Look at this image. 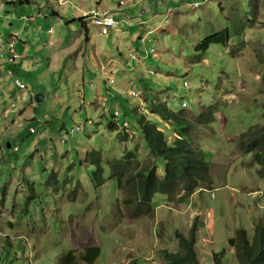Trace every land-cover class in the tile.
Returning <instances> with one entry per match:
<instances>
[{
	"label": "rangeland",
	"instance_id": "obj_1",
	"mask_svg": "<svg viewBox=\"0 0 264 264\" xmlns=\"http://www.w3.org/2000/svg\"><path fill=\"white\" fill-rule=\"evenodd\" d=\"M94 1L89 8L99 10L119 0ZM123 1L121 13L132 3ZM153 1L130 5L129 13L150 9ZM77 2H3L5 12H0V264H61L70 252L72 264H87L81 256L89 247L100 248L92 264H171L168 253L184 252L177 235L187 240L192 232L199 264H241L231 240L238 242L242 230L264 252V241L255 237L264 226V176L255 154H243L238 143L252 126L264 125V0H165L155 6L164 14L154 20L165 30L146 37L150 55L144 58L133 48L128 53L117 44L126 59L129 54L125 65L133 74L125 70L129 78L122 79L118 73L112 86L88 59L76 61L71 45L59 50L57 64L52 62L47 39L62 35L64 28L50 5L72 13ZM14 29L18 56L8 63L5 42ZM222 30L232 45L213 43L205 53L197 52L203 39ZM143 35L136 33L134 42ZM112 43L108 38L109 48ZM110 49L120 57L114 44ZM9 69L26 90L7 89ZM38 93L43 101L35 99ZM159 103L175 113L187 109L184 118L190 121L208 109L215 113L206 130L190 133L210 164V183L182 200L157 194L151 213L137 214L126 202L128 191L110 178L106 161L133 150L134 163L145 166L149 152L140 121L163 129L168 141L177 137L154 118L153 105ZM115 109L120 116L114 117ZM92 150L101 151L104 160L99 187L87 157ZM163 167L160 161L159 173Z\"/></svg>",
	"mask_w": 264,
	"mask_h": 264
},
{
	"label": "trees",
	"instance_id": "obj_2",
	"mask_svg": "<svg viewBox=\"0 0 264 264\" xmlns=\"http://www.w3.org/2000/svg\"><path fill=\"white\" fill-rule=\"evenodd\" d=\"M223 32L203 39L196 47L197 52L205 53L213 43L228 44L230 36ZM85 38L86 35L84 34ZM153 113L161 119L168 121L177 129L179 138L168 141V137L163 131L151 123L149 120L139 122V130L146 142L149 156L145 161V166L140 162L134 163L133 157L136 152L133 150L124 152L122 157H114L106 164L110 166L111 176L116 180L117 187L125 188L128 193L127 204L136 206L137 214H150L153 208V198L157 194L166 195L168 198H190V195L197 189L205 188L202 184L208 185L209 182V163L204 158L201 150L194 146L190 133L196 129L206 130L208 124L214 121L215 113L208 109L202 112L200 117L194 121L184 118L186 110L175 113L164 103L154 104ZM121 115V114H120ZM119 115V116H120ZM115 117V116H114ZM239 148L243 154L254 153L255 162L260 167V177L264 176V125H255L249 132L242 133L238 137ZM87 157L95 167L92 181L96 182V187L104 183L101 162V151L92 150L87 152ZM138 160V159H137ZM164 163L162 173L158 172V163ZM99 178V179H98ZM102 181H99V180ZM203 187V188H202ZM184 252L168 253V260L171 264H199L194 250L195 234L192 232L189 238L184 239L182 235H177ZM256 239L263 243L264 226H259ZM232 239L231 243L236 246L241 259V264H264V252L262 247L256 242L250 243L246 237V231L240 232V239ZM99 247H89L81 260L87 264H92L99 256ZM216 260V257L214 256ZM73 254L70 252L61 264H72Z\"/></svg>",
	"mask_w": 264,
	"mask_h": 264
},
{
	"label": "crops",
	"instance_id": "obj_3",
	"mask_svg": "<svg viewBox=\"0 0 264 264\" xmlns=\"http://www.w3.org/2000/svg\"><path fill=\"white\" fill-rule=\"evenodd\" d=\"M29 1H32V0H0V12H2V13L5 12L3 9L4 8L3 2L11 3L14 5L16 2L23 3V2H29ZM100 1L101 0H98L97 2L94 1V2L96 4H99ZM120 1H122V4L119 3ZM141 1H143V0H131L130 2H132V3L129 4V6L132 5L133 7H137L138 3H140ZM164 1L165 0L153 1L152 8H150V9H147L145 6H143L142 12L139 13L138 15H136L135 13H129V6L127 7V12L121 13L120 11H118V10L122 9V6H124L123 0H119L117 6H115V7L114 6H102L101 8H99V10L108 11L110 13V15L115 20H117L119 22V24L114 29H110L107 34H104L100 27L92 25L89 21H82L80 18L83 11H88V9L89 10L92 9V7L89 8L91 0H78V2L75 4L77 7L74 6L75 10L72 11V13H66V11H62L60 9H55L52 7V5H50L51 11H52L51 14L55 18H57V20H59V24L64 28L62 35L54 36L49 40L47 39V43L49 45V48L53 52V55L51 56L52 62L57 64L60 61L59 50L66 48L68 45H71L70 49H69V53L70 54L72 53V55H74L75 60L78 61L77 58L80 56L88 59L89 60L88 65H90L91 67L96 69V71L100 72L102 79H104V77H108L112 73H113V77L115 75H117L118 73H120V76L122 79L129 78V73L125 72V70H128V71L131 70L130 74H133V71H132L133 68L131 67V69H130L127 66V65H129V54H128V58L126 59L125 53H120V51H121L120 46L117 44H121V43L124 44L128 53H129V51H131V48H133V49H138L144 58L147 55H150L151 51L149 49L147 50V47H146V41H147L146 37L148 35H150L151 33H157V32H161V31L165 30V29H162L161 25H156L155 21H154L155 19H158V18L160 19V15L164 14V13H157L159 8L158 9L155 8V6H159V7L163 6L165 3ZM94 8H96V7H94ZM97 9H98V7H97ZM10 12L11 11L7 12V16L11 14ZM42 12H44V11L40 10L39 12H37V14H40ZM76 12H78V13H76ZM150 12H154V13H150ZM170 12L171 11L168 9L166 14H170ZM145 14H148L149 17L146 19L142 18V19L137 20V18H141ZM30 18H31V16L28 17V19H30ZM68 19H70V20H68ZM76 22H78V24H79L78 27H76V25H75ZM17 31H18V29H14L13 33H8V35L6 37V41L10 36H12L14 39V45H15L18 42V40H20V39L16 38ZM139 32L140 33L143 32L144 35L139 39V42L136 43V42H134L135 34L139 33ZM84 34L86 35V38H85ZM237 34H238V32H237ZM107 35H108V37H107ZM24 36L25 37L28 36V33H26V35L24 34ZM64 36H65V38H64ZM34 37H35V35H34ZM239 37H240V35H239ZM15 38H16V41H15ZM108 38L113 39V43L110 45V48L113 44L115 45V47L117 49V53H120L119 58H117L116 56H112V53H111L112 51L108 45ZM62 43H64L63 46H62ZM230 44H231V42L229 40L227 45H230ZM20 48H22V47H20ZM22 50H23V48H22ZM236 50L238 51V48ZM103 52H107V55L103 56L104 59H101V54ZM145 54H146V56H145ZM17 56H18V54H17ZM154 56H155V54H154ZM238 56H240V55H238ZM16 58H15V60H16ZM130 59H133V60L137 59L138 63L141 62L140 57L139 56L136 57V55H134V54H131ZM15 60H13L11 62L8 61V63H12ZM19 63H21V61H19ZM125 64H127V65H125ZM9 73H12L11 69H9ZM114 84H115V80L113 82V85ZM119 87H121L120 84H119ZM7 89L12 90V89H15V87L13 88V86L9 85L7 87ZM117 91H119V90H117ZM95 95H96V98L98 100L101 98L99 96L98 92ZM82 100L85 101L84 95L82 97ZM114 103L115 102H113V100H111V104H114ZM80 108L82 109V106ZM184 110H187V109H184ZM115 111L119 112L116 109H115ZM154 118L157 121H159L160 123L164 124V127H166L165 129H167L169 131L172 130L173 132L176 133L174 136L177 135V137H175L173 139L179 138L178 131H177V129H175L174 126L168 124L167 121H165L163 119H159L160 117L157 115H154ZM117 123H118V121H117ZM158 129H160L164 132L163 129H161L159 127H158Z\"/></svg>",
	"mask_w": 264,
	"mask_h": 264
},
{
	"label": "built area",
	"instance_id": "obj_4",
	"mask_svg": "<svg viewBox=\"0 0 264 264\" xmlns=\"http://www.w3.org/2000/svg\"><path fill=\"white\" fill-rule=\"evenodd\" d=\"M57 1L58 4L60 5H63L67 2L66 0H57ZM119 3L122 4V1H120ZM195 4L196 3H194L193 5ZM81 19L83 21H89L92 25L100 27L104 34H107L110 29H114L119 24V22L115 20L108 11L104 10L103 12H100L96 8L90 9L88 11H83L81 15ZM5 45H6V50L9 51V54L7 56L8 61L11 62L15 60V58L17 57L16 50L14 49V39L12 36H10L7 39ZM10 75L12 78V84L14 86H16L20 90L26 89L25 82L20 77L12 73H10ZM106 80L110 85H112L113 73L110 76L106 77ZM185 85H187V83H185ZM182 105L183 107L188 106L187 101H183ZM30 131H33V128H30Z\"/></svg>",
	"mask_w": 264,
	"mask_h": 264
},
{
	"label": "bare ground",
	"instance_id": "obj_5",
	"mask_svg": "<svg viewBox=\"0 0 264 264\" xmlns=\"http://www.w3.org/2000/svg\"><path fill=\"white\" fill-rule=\"evenodd\" d=\"M27 88V87H26ZM26 90V89H25ZM135 94V97H137V94L136 93H134ZM183 101H185V100H183ZM183 101H182V103H183ZM166 104H167V102H165ZM188 103V102H187ZM183 106V105H182ZM184 108H188V106H186V107H184ZM120 115V113L119 112H117V111H115L114 112V116L115 117H118ZM124 124V123H123ZM78 125H80V123H78ZM79 126H77V128H78ZM33 132H34V129H33ZM196 257H197V255H196ZM198 259V258H197ZM199 262V261H198Z\"/></svg>",
	"mask_w": 264,
	"mask_h": 264
},
{
	"label": "water",
	"instance_id": "obj_6",
	"mask_svg": "<svg viewBox=\"0 0 264 264\" xmlns=\"http://www.w3.org/2000/svg\"><path fill=\"white\" fill-rule=\"evenodd\" d=\"M35 99H36L37 101H41V100L43 101V95H41V94L38 93V94L35 95ZM8 145H9V144H8Z\"/></svg>",
	"mask_w": 264,
	"mask_h": 264
},
{
	"label": "clouds",
	"instance_id": "obj_7",
	"mask_svg": "<svg viewBox=\"0 0 264 264\" xmlns=\"http://www.w3.org/2000/svg\"><path fill=\"white\" fill-rule=\"evenodd\" d=\"M81 18V17H80ZM82 20V19H81ZM83 21V20H82ZM111 75V74H110ZM109 75V76H110ZM104 80H106V77H104ZM11 81V80H10ZM107 81V80H106ZM113 82H114V79H113ZM109 84V83H108ZM11 85L13 86V87H15L16 89H18L16 86H14L13 84H12V81H11ZM110 85V84H109ZM113 85V84H112ZM111 85V86H112ZM19 91H21L20 89H18ZM18 96V95H17ZM30 128H32V127H30ZM29 131H30V129H29ZM30 132H33V131H30Z\"/></svg>",
	"mask_w": 264,
	"mask_h": 264
}]
</instances>
